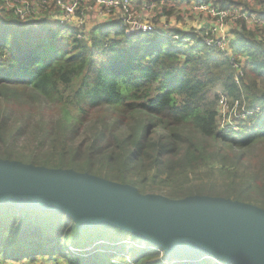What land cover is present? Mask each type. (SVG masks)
Masks as SVG:
<instances>
[{
	"label": "trees",
	"instance_id": "1",
	"mask_svg": "<svg viewBox=\"0 0 264 264\" xmlns=\"http://www.w3.org/2000/svg\"><path fill=\"white\" fill-rule=\"evenodd\" d=\"M219 3L264 20V0ZM240 27L231 31L232 56L243 64L238 85L226 53L193 34L174 43L154 32L128 36L120 21L86 35L43 21L0 20V158L88 173L143 195L168 188L172 199L222 197L264 209V43ZM221 97L245 115L241 131L220 130ZM28 140L39 154L20 150ZM203 172L210 183L229 181V193L194 185ZM13 260L221 264L213 257L169 262L118 227L82 229L57 211L0 205V262Z\"/></svg>",
	"mask_w": 264,
	"mask_h": 264
},
{
	"label": "water",
	"instance_id": "2",
	"mask_svg": "<svg viewBox=\"0 0 264 264\" xmlns=\"http://www.w3.org/2000/svg\"><path fill=\"white\" fill-rule=\"evenodd\" d=\"M0 205L57 211L82 229L118 227L169 262L264 264V209L222 197L143 195L88 173L0 158Z\"/></svg>",
	"mask_w": 264,
	"mask_h": 264
},
{
	"label": "built area",
	"instance_id": "3",
	"mask_svg": "<svg viewBox=\"0 0 264 264\" xmlns=\"http://www.w3.org/2000/svg\"><path fill=\"white\" fill-rule=\"evenodd\" d=\"M255 8L259 9L258 6ZM92 16H96L95 25L120 21L128 36L139 32H154L176 43L190 41L185 35L193 34L202 39L205 46L226 53L236 72L235 80L238 85L243 64L232 56L231 31L241 28L240 25L243 24L255 34L258 41L264 43V20L257 12L241 6H222L219 0L202 3L172 0H0V20L13 17L26 26L43 21L50 27L80 29L87 35L95 26L87 23ZM175 16L184 19L187 16L191 21H196L197 25L177 26L174 21H170ZM241 110L246 112L244 106ZM260 110L256 107L253 112L258 113ZM218 112L220 130L228 131L229 127H233L237 132L241 131L238 121L245 120V115L239 113L238 105L232 106L225 97H221ZM17 262L19 263L9 261L1 264H42L29 260Z\"/></svg>",
	"mask_w": 264,
	"mask_h": 264
},
{
	"label": "rangeland",
	"instance_id": "4",
	"mask_svg": "<svg viewBox=\"0 0 264 264\" xmlns=\"http://www.w3.org/2000/svg\"><path fill=\"white\" fill-rule=\"evenodd\" d=\"M168 14H169V12H168ZM185 19L183 17L175 16L174 19L171 18L170 21H174L177 26H181V25L182 26H186V25L194 26V25H197L196 24V21H191V18L189 19L187 16H185ZM94 20H96V16H92L89 19V21L87 22L88 25H91V26L95 25L96 22ZM179 22H181V24H179ZM24 145L25 146L23 148H21L20 150H25L26 153H31V152H34V153L37 152L38 153V150L36 149L37 144H35V142H33L32 140H28L27 143H25ZM254 151H257V150L254 149L253 151H251L250 152L251 155L254 153ZM255 153H257V152H255ZM226 181H222L220 179V180H218V182L216 184L210 183L209 180L206 177V173H204V172L200 175V177L198 176V177H194L192 179V182L194 183V185H197V186H199V185L204 186L205 185L207 187H210V184H211L213 186V188L216 189L217 192L220 191V192H224V193H226V192L229 193L228 188L225 186V185H228L229 181L228 182H226ZM193 188H196V187L193 186ZM149 194H162V195H165L166 196V195L169 194V192H168V188H163L161 191L152 190L151 192H149ZM229 200H232V199H229ZM132 242L133 241H131V244H132ZM132 246L133 245H130V247L128 249H131ZM14 258H16V257H14ZM13 261H15V263H19L16 260H13ZM0 264H1V262H0Z\"/></svg>",
	"mask_w": 264,
	"mask_h": 264
}]
</instances>
